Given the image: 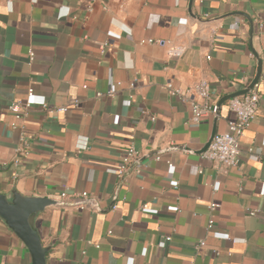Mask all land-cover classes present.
<instances>
[{
    "label": "crops",
    "instance_id": "1",
    "mask_svg": "<svg viewBox=\"0 0 264 264\" xmlns=\"http://www.w3.org/2000/svg\"><path fill=\"white\" fill-rule=\"evenodd\" d=\"M178 45L183 54L168 57ZM258 64L263 85L264 0H0V193L86 191L96 203L38 214L46 264H264V90L240 160L226 166L199 152L215 113L190 122L188 101L165 89L205 78L217 103L244 89ZM29 88L36 104L17 118L8 105ZM231 118L226 100L216 134ZM21 132L29 152L15 165ZM130 145L139 172L117 177ZM29 263L0 219V264Z\"/></svg>",
    "mask_w": 264,
    "mask_h": 264
},
{
    "label": "built area",
    "instance_id": "2",
    "mask_svg": "<svg viewBox=\"0 0 264 264\" xmlns=\"http://www.w3.org/2000/svg\"><path fill=\"white\" fill-rule=\"evenodd\" d=\"M87 10L91 11L92 7L89 5ZM155 42L162 43L160 40H155ZM106 45L107 42H104L101 45V48H105ZM183 52L184 47L182 45L169 46L167 48V56L170 58L180 57ZM250 56H253V54L251 53ZM33 58L34 53L29 50V61L33 60ZM165 89L169 95L188 101L191 110V116L189 118L190 122L198 123L204 117L215 113L217 103L213 98V94L209 87V82L205 78L196 79L184 90L175 88L170 82H167L165 84ZM263 90L264 84L261 85V83L256 82L249 92L243 95L231 97L227 100V107L229 111L233 113V118L227 120L226 129L221 133L215 134L208 147L202 152L201 156L204 160L217 162L226 166H235L238 164L241 155L239 146L240 140L243 137L244 132L249 129L255 119L259 100ZM115 91L116 84L111 82L109 84L108 93L112 95L115 93ZM96 95L99 96L100 93H97ZM72 103L76 104V101H73ZM34 104H36L34 100V93L32 88H29L26 99L11 102L8 105V109L15 115V117L19 118L24 116L27 113L28 108ZM38 104L46 110L48 109L51 113L64 112L67 110V106L47 107L45 102H39ZM11 125L13 128L16 127L14 123ZM14 151L15 158L13 163L17 165L23 161L29 152L28 139L24 132L19 134L18 144L14 148ZM248 153V157L250 159H259L258 150L249 148ZM138 156V150L133 145L128 146L123 153L118 166L114 170V173L117 175V177H123L125 174L130 172L134 174L138 173L139 167L133 165ZM155 158L158 159V156H155ZM169 166H171V164H169ZM174 187H176V184ZM262 189H264V183ZM56 200L57 205L60 206H71L76 209L89 210H95L96 208L94 196L86 191L73 192L64 190L58 194ZM111 207L115 209L116 204H112ZM217 207L218 204L214 202L208 205L210 211H214ZM142 208H146V204H142ZM175 209L178 210L177 207H175ZM245 211L248 215H254L256 212L255 210L250 209H246ZM212 225L213 221L209 219L207 229H210ZM108 233H110V231ZM170 239V235L161 236L157 245L163 248L166 243L170 241ZM203 244L204 242L199 240L195 244V249L200 248ZM190 264H193L192 261Z\"/></svg>",
    "mask_w": 264,
    "mask_h": 264
},
{
    "label": "water",
    "instance_id": "3",
    "mask_svg": "<svg viewBox=\"0 0 264 264\" xmlns=\"http://www.w3.org/2000/svg\"><path fill=\"white\" fill-rule=\"evenodd\" d=\"M260 70V64H258L256 74L244 89L227 94L218 100L213 128L207 142L199 152H203L208 147L216 134L215 121L221 105L231 97L249 92L259 80ZM53 205H57L56 199L47 196L25 195L18 192L15 188H12L7 194L0 193V219L22 242L29 254V264H46V254L49 246L43 245L38 230L35 227V220L40 212Z\"/></svg>",
    "mask_w": 264,
    "mask_h": 264
}]
</instances>
